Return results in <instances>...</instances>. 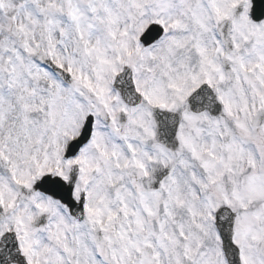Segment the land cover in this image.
<instances>
[{
  "label": "snow or ice",
  "instance_id": "1",
  "mask_svg": "<svg viewBox=\"0 0 264 264\" xmlns=\"http://www.w3.org/2000/svg\"><path fill=\"white\" fill-rule=\"evenodd\" d=\"M0 264H264V0H0Z\"/></svg>",
  "mask_w": 264,
  "mask_h": 264
}]
</instances>
